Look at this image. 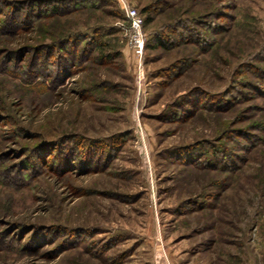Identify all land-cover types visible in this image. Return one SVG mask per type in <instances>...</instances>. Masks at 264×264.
<instances>
[{
  "label": "rangeland",
  "instance_id": "obj_1",
  "mask_svg": "<svg viewBox=\"0 0 264 264\" xmlns=\"http://www.w3.org/2000/svg\"><path fill=\"white\" fill-rule=\"evenodd\" d=\"M0 264H264V0H0Z\"/></svg>",
  "mask_w": 264,
  "mask_h": 264
},
{
  "label": "built area",
  "instance_id": "obj_2",
  "mask_svg": "<svg viewBox=\"0 0 264 264\" xmlns=\"http://www.w3.org/2000/svg\"><path fill=\"white\" fill-rule=\"evenodd\" d=\"M126 15L133 32L131 38V48L136 54L142 55L141 53L145 44V38L143 35V19L136 9L126 10Z\"/></svg>",
  "mask_w": 264,
  "mask_h": 264
}]
</instances>
